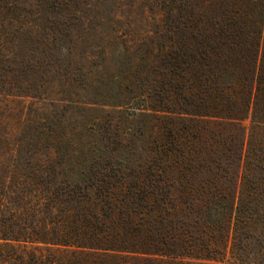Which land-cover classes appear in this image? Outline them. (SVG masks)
Returning a JSON list of instances; mask_svg holds the SVG:
<instances>
[{
	"label": "trees",
	"instance_id": "1",
	"mask_svg": "<svg viewBox=\"0 0 264 264\" xmlns=\"http://www.w3.org/2000/svg\"><path fill=\"white\" fill-rule=\"evenodd\" d=\"M35 1L38 15L19 0H0V92L24 89L18 78L20 56L37 52L49 57L47 49L60 51L57 45L73 36L75 28L64 31L52 22L44 29L40 22L49 2ZM198 1L163 0L167 17L176 18L165 28L164 44L148 52L141 48L124 64L118 62L128 67L115 103L108 106L115 113L113 136L120 140L100 138L103 118L87 114L103 106L100 101L61 92L63 99L52 104L43 129L52 133L58 166L65 165L67 172L48 171L20 199L21 206L11 208L8 217L0 212V240L20 245L1 251L0 263L178 260L216 245L200 220L228 217L236 224L245 217L258 225L264 218V191L249 185L255 174L243 173L237 202L217 172L193 166L195 157L186 153L180 130L171 125L144 168L133 170L116 161L120 152L113 144L122 146L134 118L164 114L244 122L252 116L264 124V0H206L202 7ZM73 110L82 112L78 127L66 123ZM8 204L3 200L0 210L5 212ZM234 230L238 234V225Z\"/></svg>",
	"mask_w": 264,
	"mask_h": 264
},
{
	"label": "rangeland",
	"instance_id": "2",
	"mask_svg": "<svg viewBox=\"0 0 264 264\" xmlns=\"http://www.w3.org/2000/svg\"><path fill=\"white\" fill-rule=\"evenodd\" d=\"M162 1L48 0L49 3L45 4V15L40 22H44V29L52 23L64 31L75 29L71 38L57 45L61 47L60 51L52 46L46 50L49 57L44 58L37 52L20 56L18 78L24 89L15 93L0 92V204L3 200L9 203L5 212L0 210L3 215L8 217L11 208L22 204L20 199L48 171L57 168L67 172L65 165L58 166L59 159L52 148V133L43 129L49 125L47 116L53 110L52 104L63 99L62 91L71 96L80 94V100L100 101L103 106L86 113L92 118H103L100 138L104 140L105 136H112L111 141L120 140L113 136L115 129L110 119L115 113L114 108L108 106L115 103L118 82L128 67L118 62L122 60L124 64L126 58L138 54L141 48L148 52L164 44L167 38L165 28L176 18L167 17ZM205 1L199 0L198 3L202 7ZM19 4L39 14L35 0H19ZM30 20L38 18L31 17ZM39 47H35L36 51L40 50ZM159 115L157 118L132 120L130 126L133 130L128 135L123 134L122 146L113 144L115 149L119 148L120 155L116 158L119 165L133 170L144 168L155 154L164 128L171 125L180 130L186 153L195 157L193 166L217 172L220 184L229 189L237 202L243 193L242 175L248 170L255 174L249 185L264 191L263 123L256 122L252 116L244 122H235ZM66 119H69L66 123L78 127L83 122L82 112L70 111ZM197 134L201 135V140ZM57 135L60 138L62 131ZM52 180L48 178L46 181ZM20 211L24 214L25 208ZM237 225L238 234L234 230ZM199 226L208 231L216 244L210 252L184 255L178 260L166 258L142 263L264 264V218L258 225L250 224L245 217L236 224L228 217L208 222L204 219L199 221ZM8 243L0 240V252H8L10 244L17 249L20 247L17 243ZM27 248L32 249L34 245L29 244Z\"/></svg>",
	"mask_w": 264,
	"mask_h": 264
}]
</instances>
